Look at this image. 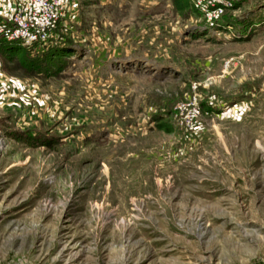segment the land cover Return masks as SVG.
Instances as JSON below:
<instances>
[{"label":"rangeland","instance_id":"1","mask_svg":"<svg viewBox=\"0 0 264 264\" xmlns=\"http://www.w3.org/2000/svg\"><path fill=\"white\" fill-rule=\"evenodd\" d=\"M225 1L67 0L0 49V264H264V0Z\"/></svg>","mask_w":264,"mask_h":264},{"label":"built area","instance_id":"2","mask_svg":"<svg viewBox=\"0 0 264 264\" xmlns=\"http://www.w3.org/2000/svg\"><path fill=\"white\" fill-rule=\"evenodd\" d=\"M67 0H0V37L33 47L50 39L63 18ZM225 0H193L212 28L226 5Z\"/></svg>","mask_w":264,"mask_h":264},{"label":"trees","instance_id":"3","mask_svg":"<svg viewBox=\"0 0 264 264\" xmlns=\"http://www.w3.org/2000/svg\"><path fill=\"white\" fill-rule=\"evenodd\" d=\"M192 2H193L192 0H172V5L177 12L181 13L189 7L193 8ZM41 44H44V43H37L35 45L37 46V45H41ZM35 45L33 47H26V46H23L18 41H7V40L3 39L2 37H0V49L3 50L4 55L7 58H14L21 63L25 62L27 64L29 63L30 65L34 64V62L37 58V56H36L37 54L32 53L35 51V48H34V47H36ZM52 48H53L52 50L54 52V55H52V57H51L52 59H60L63 56L68 57L71 54H73V52L70 49L60 48V47H52ZM39 49H40V46H38V50ZM19 51L22 52L21 57H19V55H18ZM160 126L164 127V125H162V124H160Z\"/></svg>","mask_w":264,"mask_h":264}]
</instances>
